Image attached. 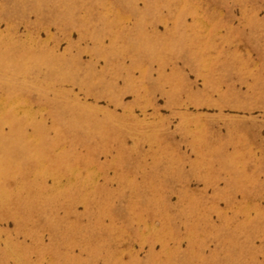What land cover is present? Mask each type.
Masks as SVG:
<instances>
[{"label":"rangeland","instance_id":"1","mask_svg":"<svg viewBox=\"0 0 264 264\" xmlns=\"http://www.w3.org/2000/svg\"><path fill=\"white\" fill-rule=\"evenodd\" d=\"M0 264H264V0H0Z\"/></svg>","mask_w":264,"mask_h":264}]
</instances>
